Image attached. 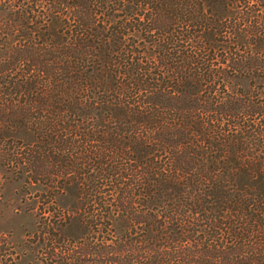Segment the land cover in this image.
<instances>
[{"label":"trees","instance_id":"obj_1","mask_svg":"<svg viewBox=\"0 0 264 264\" xmlns=\"http://www.w3.org/2000/svg\"><path fill=\"white\" fill-rule=\"evenodd\" d=\"M0 169L29 264H264V0H0Z\"/></svg>","mask_w":264,"mask_h":264},{"label":"rangeland","instance_id":"obj_2","mask_svg":"<svg viewBox=\"0 0 264 264\" xmlns=\"http://www.w3.org/2000/svg\"><path fill=\"white\" fill-rule=\"evenodd\" d=\"M21 187L16 176L0 169V264H15L18 258L22 264H29L33 259L34 254L27 247L35 232L32 202L36 195L26 194Z\"/></svg>","mask_w":264,"mask_h":264}]
</instances>
